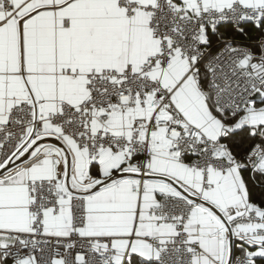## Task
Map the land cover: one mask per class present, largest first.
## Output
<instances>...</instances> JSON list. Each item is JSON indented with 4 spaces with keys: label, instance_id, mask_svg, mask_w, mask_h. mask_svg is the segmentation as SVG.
<instances>
[{
    "label": "snow or ice",
    "instance_id": "obj_1",
    "mask_svg": "<svg viewBox=\"0 0 264 264\" xmlns=\"http://www.w3.org/2000/svg\"><path fill=\"white\" fill-rule=\"evenodd\" d=\"M0 264H264V0H0Z\"/></svg>",
    "mask_w": 264,
    "mask_h": 264
}]
</instances>
